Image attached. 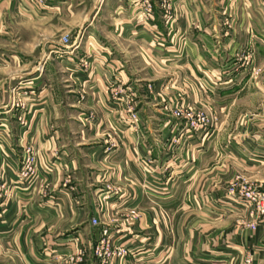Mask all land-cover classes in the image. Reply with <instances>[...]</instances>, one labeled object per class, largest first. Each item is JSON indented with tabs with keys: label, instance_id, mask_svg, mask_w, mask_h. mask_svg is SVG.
<instances>
[{
	"label": "crops",
	"instance_id": "0c3cea01",
	"mask_svg": "<svg viewBox=\"0 0 264 264\" xmlns=\"http://www.w3.org/2000/svg\"><path fill=\"white\" fill-rule=\"evenodd\" d=\"M71 1L0 0V264H102L93 246L108 236L129 249L109 264H264V220L247 228L227 194L264 186V0H173L167 13L152 0L150 19L142 0H97L64 44ZM21 83L34 94L22 121ZM110 83L133 96L136 126ZM179 105L215 129L185 128ZM27 144L33 182L18 176Z\"/></svg>",
	"mask_w": 264,
	"mask_h": 264
},
{
	"label": "built area",
	"instance_id": "2783aa9c",
	"mask_svg": "<svg viewBox=\"0 0 264 264\" xmlns=\"http://www.w3.org/2000/svg\"><path fill=\"white\" fill-rule=\"evenodd\" d=\"M35 2L42 6L45 5L46 0H35ZM69 41L68 36L63 38L64 44H69ZM111 93L116 100H120V97L121 99L125 98L126 103L131 106L129 107L131 124L136 126L139 123V116L131 105L133 96L126 95L125 90L114 86L112 87ZM174 116L183 119L185 122L184 127L192 132L208 131V128L215 126L217 121V117L214 115L210 116L203 110L193 111L182 105L174 109ZM114 146L112 144V147ZM36 175H38L36 152L31 145H26L24 147L22 166L18 176L21 180L30 182L37 177ZM2 190L6 193V186L4 184L0 187V197L4 194ZM227 194L233 203L243 210L249 211L251 219L243 223L247 228L255 230L259 223L264 220V186L259 188L244 182H235L228 187ZM93 224H98V221L94 219ZM108 237L100 239L93 246V255L102 264H109L114 259L121 260L129 254V249L125 245L117 244ZM246 262L250 263L251 259L247 258Z\"/></svg>",
	"mask_w": 264,
	"mask_h": 264
},
{
	"label": "rangeland",
	"instance_id": "374dc122",
	"mask_svg": "<svg viewBox=\"0 0 264 264\" xmlns=\"http://www.w3.org/2000/svg\"><path fill=\"white\" fill-rule=\"evenodd\" d=\"M64 1L65 0H63V3H64ZM50 2L55 3L54 0H51V1L50 0H46L45 5H42V6L38 5V4H36V5L39 8H44V7L46 8L47 6L51 5ZM172 2H173V0H157L158 6L160 8H162L163 10H165V13H167L166 11H170L171 10L172 4H173ZM141 3L143 5V8L145 9V12L147 13L148 18L150 19L151 15L153 14V9H154L153 1L152 0H142ZM70 4H71L70 8L73 9V13L74 14L69 15V16L67 15V16L63 17V24L67 27L66 30H68V32H67V34H64L62 36V42H63V38L68 36V38L70 39L69 44H72L71 37H72V41H75V42L77 41L78 42L82 38V36L81 37L78 36L80 31H83V33H84L86 31V29L90 28L89 26H91L92 21L95 19L96 15H97V11L95 12V9L99 6V4H98L97 0H72ZM103 5L104 4H102V3L100 4V6H103ZM162 5H163V7H162ZM146 6H147V10H146ZM166 15L167 14H165V16ZM102 17H104L106 19L108 16L107 15H103ZM38 27H40V25H38ZM29 28H31V27H29ZM32 28H33L34 32L36 31L35 34L39 35L41 30L37 29V27H32ZM43 28H44V25H43ZM71 31H73V33ZM42 32H43V39H45L46 36H47L46 35L47 33L45 31H42ZM39 37H42V36H38V38ZM54 38H56V37H54ZM36 54H37V52H36ZM46 55L47 54L43 53V57H46ZM253 72L255 73L256 76L260 77L264 73V69L262 67L256 66L255 68H253ZM22 84L23 83H21L19 86H16V90H15V91H17V92H19L21 94H19V95L18 94L11 95L12 104H14L15 107H19L20 110H21V114H20V117H19L21 119V121L24 120V117H25L23 111H25V109L27 108V102H28L27 100L30 98V96H32V98H33V95H34V94H30L29 93V89H27V87L22 85ZM113 86H114V84L110 83L109 92H110V97L112 99H114L113 95L111 93V90H112ZM120 100L123 101L124 104L128 105L126 103L125 98L121 99V97H120ZM133 108L135 110L134 106H133ZM199 110H202V109H199ZM127 112H128V114L130 116V112H129L128 106H127ZM204 112H206V111H204ZM207 114L212 116V114H210V113H207ZM173 115H174V111H173ZM87 118L91 120V119L94 118V116L90 114L89 117H87ZM183 123L185 124V122H183ZM208 129L210 131L214 130L215 126H212V127L208 128ZM184 131L187 132L186 129H184ZM202 131H204V130H202ZM112 144L115 145V146L112 147ZM27 145H29V144H27ZM116 147H117V142H116V140H114V137H113V138L109 139V142L107 143V146L105 147L104 150H105V152L111 153V152H113L114 149H116ZM22 161H23V154H22L21 166H22ZM21 166H20V169H21ZM37 174H38V169H37ZM36 176L38 177V175H36ZM37 177H35L30 182H33Z\"/></svg>",
	"mask_w": 264,
	"mask_h": 264
}]
</instances>
